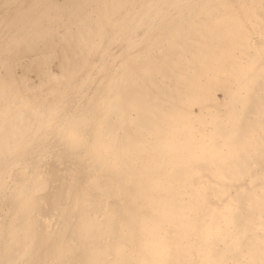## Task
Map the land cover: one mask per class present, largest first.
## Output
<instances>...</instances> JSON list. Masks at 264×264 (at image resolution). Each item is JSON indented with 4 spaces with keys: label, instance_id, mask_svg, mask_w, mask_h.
<instances>
[{
    "label": "bare ground",
    "instance_id": "6f19581e",
    "mask_svg": "<svg viewBox=\"0 0 264 264\" xmlns=\"http://www.w3.org/2000/svg\"><path fill=\"white\" fill-rule=\"evenodd\" d=\"M0 264H264V0H0Z\"/></svg>",
    "mask_w": 264,
    "mask_h": 264
},
{
    "label": "snow or ice",
    "instance_id": "6c2138e0",
    "mask_svg": "<svg viewBox=\"0 0 264 264\" xmlns=\"http://www.w3.org/2000/svg\"><path fill=\"white\" fill-rule=\"evenodd\" d=\"M58 134L71 147L84 148L91 142V133L85 125L72 118L66 119L59 127Z\"/></svg>",
    "mask_w": 264,
    "mask_h": 264
},
{
    "label": "rangeland",
    "instance_id": "374dc122",
    "mask_svg": "<svg viewBox=\"0 0 264 264\" xmlns=\"http://www.w3.org/2000/svg\"><path fill=\"white\" fill-rule=\"evenodd\" d=\"M30 69V71L28 72V75H29V77L32 79L33 78V67H30L29 68ZM31 74V75H30Z\"/></svg>",
    "mask_w": 264,
    "mask_h": 264
}]
</instances>
